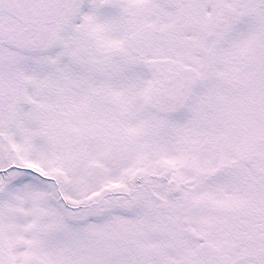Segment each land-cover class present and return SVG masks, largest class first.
<instances>
[{
  "label": "snow or ice",
  "instance_id": "1",
  "mask_svg": "<svg viewBox=\"0 0 264 264\" xmlns=\"http://www.w3.org/2000/svg\"><path fill=\"white\" fill-rule=\"evenodd\" d=\"M0 264H264V0H0Z\"/></svg>",
  "mask_w": 264,
  "mask_h": 264
}]
</instances>
